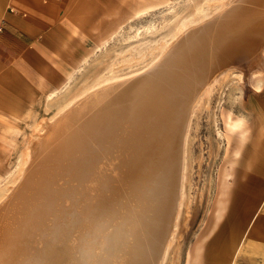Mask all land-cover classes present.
<instances>
[{"label":"bare ground","instance_id":"bare-ground-1","mask_svg":"<svg viewBox=\"0 0 264 264\" xmlns=\"http://www.w3.org/2000/svg\"><path fill=\"white\" fill-rule=\"evenodd\" d=\"M218 2L211 22L194 27L182 20L175 26L162 41L159 60L142 75L101 85L49 128L55 135L48 137L45 153L31 161L6 201L0 264L21 255L17 244L29 235L25 228L46 216L54 217L56 253L49 255L50 248L46 258L23 256L12 264H161L182 201L191 115L224 77L228 65L223 63L235 41L243 52L264 43V0ZM246 29L250 35L244 37ZM227 125L231 131L241 128L238 120ZM29 157L26 151L24 164ZM229 170L224 167V179ZM195 259L188 255L186 264Z\"/></svg>","mask_w":264,"mask_h":264},{"label":"rangeland","instance_id":"rangeland-1","mask_svg":"<svg viewBox=\"0 0 264 264\" xmlns=\"http://www.w3.org/2000/svg\"><path fill=\"white\" fill-rule=\"evenodd\" d=\"M215 1L87 0L72 17L69 38L55 47L51 59L43 65L46 72L32 70L35 74L14 95H0V226L8 198L23 182L31 161L45 153L48 137L55 135L49 128L101 85H117L146 72L159 60L160 46L179 24L189 22L200 27L214 19L220 0ZM146 6L150 7L134 15ZM234 43L237 48L223 63L228 65L227 73L194 110L188 123L183 156V177L187 178L182 183L172 244L167 246L161 264H186L190 254L196 257L194 264H238L233 252L246 240L245 231L252 217L239 222L244 213L248 214L243 205L246 200L241 202L240 196H252L242 189L241 171L264 169V160L255 147L264 139V43L251 52H243ZM236 120L241 128L229 130L228 122ZM255 125L258 136L250 139L257 134ZM241 131L246 132L243 141ZM237 150L241 160L240 154L233 156ZM26 151L30 156L27 165L23 160ZM224 167L230 168L227 179L223 178ZM217 210L221 211L220 217L215 219ZM53 223V216L32 219L25 228L29 235L17 244L21 255L14 254L13 262L23 256L46 258L56 253L60 244L51 234Z\"/></svg>","mask_w":264,"mask_h":264},{"label":"crops","instance_id":"crops-1","mask_svg":"<svg viewBox=\"0 0 264 264\" xmlns=\"http://www.w3.org/2000/svg\"><path fill=\"white\" fill-rule=\"evenodd\" d=\"M86 4L87 0H0V95H14L25 86L26 79L35 74L32 70L46 72L43 65L51 59L55 47L64 45V40L69 38L72 17ZM258 130L250 139L258 136ZM262 133L264 137V127ZM255 147L263 161L264 139ZM239 154L241 160L242 154ZM263 171L253 168L241 171L244 174L242 189L249 191L252 197L240 196L241 202L246 200L243 205L248 214L244 213L239 222L252 218L245 231L246 240L233 252L238 264H264Z\"/></svg>","mask_w":264,"mask_h":264}]
</instances>
